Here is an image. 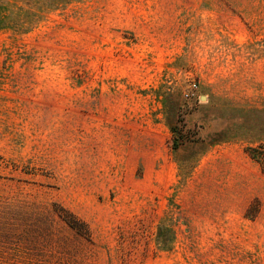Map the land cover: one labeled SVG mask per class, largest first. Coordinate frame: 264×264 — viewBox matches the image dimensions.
<instances>
[{
    "label": "rangeland",
    "instance_id": "1",
    "mask_svg": "<svg viewBox=\"0 0 264 264\" xmlns=\"http://www.w3.org/2000/svg\"><path fill=\"white\" fill-rule=\"evenodd\" d=\"M259 143L264 0H0V264H264Z\"/></svg>",
    "mask_w": 264,
    "mask_h": 264
},
{
    "label": "trees",
    "instance_id": "2",
    "mask_svg": "<svg viewBox=\"0 0 264 264\" xmlns=\"http://www.w3.org/2000/svg\"><path fill=\"white\" fill-rule=\"evenodd\" d=\"M246 152L253 160L259 163L260 168L262 172L264 173V143L247 146ZM59 214L72 226H76V223L79 222L72 213L68 212L63 207L59 210ZM79 230H82L83 232H85L84 230H88V229L86 228L83 229V227H81L79 228Z\"/></svg>",
    "mask_w": 264,
    "mask_h": 264
},
{
    "label": "built area",
    "instance_id": "3",
    "mask_svg": "<svg viewBox=\"0 0 264 264\" xmlns=\"http://www.w3.org/2000/svg\"><path fill=\"white\" fill-rule=\"evenodd\" d=\"M196 88H197V84H196V83H193V86H192V88H191V92L186 93V96H187V97L192 96V95L194 94V90H195Z\"/></svg>",
    "mask_w": 264,
    "mask_h": 264
}]
</instances>
